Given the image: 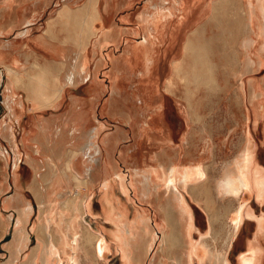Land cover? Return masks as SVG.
I'll return each instance as SVG.
<instances>
[{
	"label": "rangeland",
	"instance_id": "obj_1",
	"mask_svg": "<svg viewBox=\"0 0 264 264\" xmlns=\"http://www.w3.org/2000/svg\"><path fill=\"white\" fill-rule=\"evenodd\" d=\"M193 1V8L194 6L197 7L196 12L190 9L188 16L183 17L182 14L178 13L177 3L174 4L177 8L173 9L172 16L164 15L169 22L181 18L184 21L177 24L180 35L179 39L174 42L172 49L168 47L166 50L162 42L155 43L153 53L156 66L150 73L140 69L135 74H129L125 71L122 74L120 68L115 65L116 57L124 54L130 44L135 43L136 37L139 38V36L148 33V29L144 28L142 21L144 12L149 15L147 12L149 11L147 10L148 7H150L148 0H48L47 2L46 0L45 2L43 0H28L25 1V5L30 3L28 7L31 6L32 12L35 13L34 22H38L35 25L32 24V33L17 34L18 28H21L23 24L11 27L12 25L10 26L7 22L3 25L5 28L2 30L5 36L0 40L10 43V57L16 58V62L21 63L16 65H18V69H21L20 82L23 81L22 84H26V86L25 89H18L21 91L20 95L21 93L25 95V107L18 105H14V108L8 107V103L0 100V185L6 182L4 190L0 194V264L9 261H11L10 264H27V260L36 254L39 235H42L38 231L40 222L34 230L32 228L38 219L39 202L36 192L40 193L41 191L38 188L35 192L31 187L38 171L34 170L29 158L35 157L39 160L37 161L38 164H41L43 159L37 157L35 139L40 136L38 123L47 125L50 120L52 122L47 127L53 130V135L57 136V127L66 129L62 133L64 135H62V139L68 143L77 135H81L82 133L79 131L84 129L86 138L82 139V145L88 144L83 154H80L85 162L82 164L85 165L83 175L87 176L93 171V183L77 185L73 181L71 186H67L65 183L59 186L60 189L56 195L57 208H54L55 212L52 215L54 221L50 224L49 218L47 219L50 225L49 230L56 234V241L60 244L59 247L65 263L68 262L69 256L74 254L73 247L76 246L74 237L78 233L80 237L77 240L76 255L79 261L75 260V262L77 261L78 264H98L97 258L94 257L95 244L89 246V249L86 244L87 237L90 240L92 235L82 238L83 232L87 233V229H83L81 224L76 229L69 228L68 224L71 218L75 217L85 224H93L95 228L101 224L106 228L104 233L109 232L110 230L107 229L113 227L109 220L107 221L102 217L103 215H100V198L106 188L102 186L104 180L95 172L105 165L106 148L103 146L102 140L107 139L105 141L107 142L112 138V135L115 136L113 138L115 140L116 136L119 135L117 148L111 151V161L116 164L119 173L124 177L126 192L123 188L118 187L115 189V194L116 198L127 206L125 217L123 216L122 220L125 223H131L135 228L134 231L138 232L135 242L139 244V249L136 252L141 260L136 264H160L161 245H159V241L157 243L154 242V239L151 240V237L156 235V238H159L158 236H161L163 232H167L171 244L174 246L168 255V258L170 257L169 262L176 264L174 258L179 255L178 249H180L181 238L178 234L175 239L174 231L181 230V223L176 216L169 213V204H167V198L164 197L163 192L160 194L155 192L149 198L143 195L139 189L142 186L143 177L138 172L150 166L152 162L160 163V161L151 158V154L157 150H152L149 153L147 156L149 161L146 163V151L148 149L134 145L138 127L145 123L151 113V111L140 110V99L131 95L132 91L137 93V86L139 85L143 86V90H148L149 87L153 86L157 88L156 102L162 104L163 115L166 114L168 119L164 121V118L161 120L156 118L155 124L165 123L167 128L170 124L177 133L183 131L181 134L173 136L175 145L172 147L178 151L181 147L182 152L186 154L185 141L188 139L184 140L183 137L186 133L189 136L187 130H192L191 144L187 149L192 154L199 151L195 158L193 155V159L197 158L207 169V176L199 181L202 182L204 188L201 186L196 191L200 202L194 200L191 194L186 191V197L188 195L190 198L187 200L195 215L194 241L198 243L205 239L217 250L227 251L230 264H243V257L246 258V256H253L254 264H264V195L261 196L258 193L256 186L252 187L251 190L242 192L237 198L232 196L224 199L218 198L214 192V184L222 172V166L225 162L232 160L237 152L239 153L245 132H249L256 144L254 161L264 171V115L260 118L255 117L254 107L249 102L248 96L244 95L245 89L242 87L243 77L244 79L250 77L264 79V65L257 69H245L242 65L248 52L243 47V42L246 36L250 34V31H247L248 25L245 16L247 0ZM171 5H173L172 0L164 8L166 13L169 12L167 7ZM151 10L153 11V9ZM11 11L15 16V11L12 9ZM30 11L29 7L27 11L19 13L22 21L31 14ZM175 14H177L176 17ZM53 15L55 17L50 20ZM88 15L89 22H86L85 19ZM98 15H101L102 19ZM43 24H46V29L56 44L63 48L60 49V52L52 54L45 52L41 45H35V41L32 40L33 36L43 32ZM104 27L105 31L112 30V34L107 40H104L102 34L101 43H97L99 37L96 38L95 33L102 31ZM132 28L137 29V33L127 32ZM198 28L202 30L199 35L204 52L201 63L192 56L184 57L186 42ZM251 31L254 33L253 29ZM150 37H152L151 34ZM150 40L154 42L159 39L155 37L154 39L150 38ZM161 40H163L162 37ZM258 40L257 46L252 51L254 57L258 53V46L262 38ZM78 54L76 67L83 66L85 63L87 72L89 71L92 76L96 73L98 77L97 84L95 82L93 84H96L95 90L93 89L94 92L92 90L90 93L86 89L92 81L88 72L87 76L79 77L78 85L66 87L67 92L65 91V93L67 94H64L65 102L63 104L58 107H43V102L46 101L41 96L36 95L34 88L39 86L49 93L51 90L64 85L68 72L74 70L73 63L76 61L74 58ZM185 59L187 65L184 69L179 70L178 73H173V64ZM101 60L104 62H100ZM1 64L5 66L6 63L2 62ZM206 72L210 73L209 80L212 83L207 81ZM199 74H203L202 81L197 80ZM117 75L126 84L122 90L117 87L113 88L111 77ZM6 77L7 75L3 77L0 74V84H4L3 81ZM141 78L144 81L140 80ZM3 92L4 90L0 92V98ZM142 94L143 92L141 96ZM72 95L81 99L86 97L89 102L88 111L91 112L88 127L79 126L81 129L77 128V131H74L72 127L73 121L70 122L73 109L71 107H74L76 103L72 99ZM11 104L14 103L11 102ZM115 104L117 105L115 106ZM255 104L258 105L259 101L255 100ZM185 116L191 118L188 126L185 123ZM195 129L201 130V134L204 132V136L207 137L203 138L202 141L199 137L194 136ZM73 132H78L74 138L71 136ZM200 142L202 143L200 144ZM217 142L218 146L215 145ZM157 148L160 147L157 146ZM14 149L17 151V155ZM56 149H60V146H57ZM40 153L41 156L45 154L46 157L51 155L48 150L46 153L43 151ZM132 153H137V155L132 157L129 155ZM162 153V157L166 155L163 157L164 164L167 163L166 165H168L172 160V155L167 154V152L164 153V151ZM183 153L178 157L183 158ZM57 154L58 152L55 156ZM5 156L8 157V160ZM128 156L131 159L130 162H126L124 159ZM15 163H17L16 168ZM43 170L46 169L43 168ZM15 171H17L16 175H19L21 184L25 185L23 190L28 197L27 199L34 206V212L27 224L29 234H27L28 231L21 233L25 237L29 235L28 240H22L21 250L15 245L18 230L15 224L18 211L14 204L7 205L5 202L6 198L15 192ZM68 190L69 193H67ZM60 194L63 196H59ZM88 200H91L95 213L86 212V202H83ZM241 203L245 204V207L241 212L238 234L236 233L234 238L230 240L228 246L226 238L232 232V224L236 217L235 212ZM121 212V209L118 208L117 214L115 213L116 216L119 217ZM83 217L86 218L84 221L82 220ZM97 217L100 218L101 223H97ZM145 222L149 223L147 230L141 227ZM112 229L114 230V228ZM128 231H125L126 235L129 234ZM92 237V243L98 241L96 234ZM174 239L175 241H173ZM113 244H116L113 239L106 241V246L109 247L108 251L112 249ZM16 249L18 252L15 254ZM109 253V257L101 261L103 264H121L122 257L117 248Z\"/></svg>",
	"mask_w": 264,
	"mask_h": 264
},
{
	"label": "bare ground",
	"instance_id": "obj_2",
	"mask_svg": "<svg viewBox=\"0 0 264 264\" xmlns=\"http://www.w3.org/2000/svg\"><path fill=\"white\" fill-rule=\"evenodd\" d=\"M263 1L264 0H248L247 1V6H248L247 8V25H248L247 31L248 32L250 31V34L249 36H246L243 42L244 48L246 49V51H248V54H249V57L245 62V66L247 68L250 67L252 69L253 68L257 69L261 65L264 64V7H263L264 5H262L264 4ZM172 2H173V6L167 7L169 9V12H167L168 15H171L172 14L171 11H173L174 7H176L174 5L176 4L175 2H179L183 6L182 8L183 9L185 8L183 0H172ZM152 3L151 5H154L153 12L151 13L152 10L147 9L149 10L147 11L149 12V15H147L148 13L145 14L146 12L142 14V21H143L144 28H147L148 30H152V28L156 27L155 25L157 22L158 14H160L161 16L167 14L166 12L163 11L164 10L163 5H161L160 7L159 6L160 4L158 3L152 4ZM98 17L102 19L101 15H98ZM252 29L254 30V33H252L251 31ZM150 32L151 31H149L148 33ZM95 36L96 38L99 37L97 43H101V34L97 31L95 33ZM259 38H262V41L258 46V53L256 57H254L252 55L253 53L252 51L257 46V40ZM143 40L144 39H142V41ZM142 41L138 44L133 45L135 47V51H134L135 54H138V52L140 51V48L143 47V44H145L144 43L145 40L143 42ZM77 59L78 58H76L75 63H73L74 70L70 71L66 77L65 85H72V84L78 85L79 77L83 78L84 76H87L89 72V71L87 72L88 69L85 63L83 66L80 63L81 66L80 67L78 66V68L76 67ZM100 62H102V60ZM8 72H9L8 76L10 77L8 82L14 84L15 81L19 79V76L17 74L14 76H10L11 70H9ZM91 79H92L91 85H90L91 87L87 89V91L90 93L92 92V90L95 88V85L97 84L98 77L96 73L95 75L91 76ZM111 79H112L113 88H116V87L122 88V86L120 85L118 81L115 82L114 76H112ZM94 82L96 83L95 85H93ZM139 86L137 87L138 88L137 94L141 96L140 91L142 93L143 86H141L140 88ZM249 86H250L249 102L254 107L255 117L260 118L264 115V82L260 79H256L255 77H252L249 82ZM63 92H65V89L62 92L58 91V94L60 95L54 107H58L59 105L62 104V101L64 100ZM72 99L76 101V103L74 107H71L73 109L71 113L70 122L73 121L72 127L74 131H77L78 130L77 128H79V126L80 127L83 126V128L88 127V125L90 124V120H91V116H90L91 112L88 111L89 102L86 97L84 99H81L77 96H72ZM255 100H257V102L259 101L258 105L255 104ZM44 120H49V119H44ZM41 121H43V119H41ZM50 122L52 121L50 120ZM72 123H69V124L72 125ZM47 125L41 122L38 123L40 136L35 138L36 143H37L36 151L38 152L37 157L43 159L41 164L40 165L38 164L37 161L39 160H37L35 157H32L31 158L32 160L29 158L30 163L36 168V172L38 171L35 175V179L33 182V186L35 187L34 190H36L37 187H39L42 190L41 195L38 196V194H36V197L38 198V202H39L38 217H37L38 219H37V222L34 223L32 229L34 230L36 228V225L40 222L38 225V231L42 235H39V242L37 243L36 254L34 256H31L27 260V264H61V261H62V258L60 256L61 254L57 251V248H60L59 247L60 244H58V242L56 241V237H55L56 234H54L53 231L49 230L50 225L47 220L49 218L48 213L51 209V205L54 203L55 200H57L56 195L58 194V185L61 179L63 181V178H65V180L67 181L66 183L67 186H71L73 181L77 185H84L85 183L84 182L85 179L83 177V174H84L83 168L85 165L84 166L82 165L85 162L83 158L80 157V154H83L84 149L86 148L88 144L87 143L84 146L82 145V139L86 138L85 137L86 133L84 134V129L79 131V133H82L81 135L79 134L76 136L78 132L76 133L73 132L72 135L70 134L73 138L75 136L76 137L74 138L75 140L73 139L72 141L68 143V141H63L62 139V135H63L62 133H64L66 129L64 130L61 127L59 129L57 127L58 134L55 133L57 134V136H55L52 133L53 130L48 128ZM147 126H148V129L152 128L155 132L159 130L157 126L153 123L151 124L150 127L149 125ZM52 127H53V124H52ZM49 129L51 132L49 131ZM68 129L70 130V128ZM80 129L81 128H79V130ZM145 130H147L146 125L145 124L140 125L139 131H145ZM113 138L114 137L112 135V138L109 139L107 142H105L107 139L102 140L103 146L106 148L107 157L106 159H104L105 165L102 166L101 169L97 171L98 173L96 174L97 175L100 174L104 180H108L116 172L117 173L116 178L118 177L120 178V181H117L118 183L117 182L116 183L121 185L120 186L121 189L123 188L124 192H126L125 183L124 181H122V177H121L122 174L120 175V173L117 172L118 170L115 171L114 165H112V161L110 158L112 154L111 151H113V149L116 146V139L113 140ZM242 140L243 142H242V146H241L239 153L237 152L236 156L232 160L225 162L224 166H222V172L220 176L216 179V182L214 184V189H215L214 192L218 196V198L224 199L228 196L237 198L241 195L242 192L251 190L252 187L254 186L258 187L257 190L261 196L264 195V171L254 161V156L256 152L255 151L256 144L253 141L249 132H245ZM57 146H60V149H56ZM46 150L50 151L51 155L49 157H46L45 154L41 156L40 151H43L46 153ZM14 152L17 155V151L15 149H14ZM57 152L59 155L57 154L55 156ZM180 154L182 153L180 152L179 155ZM183 156H184L183 158H179L178 156L172 158V160L170 161L168 165L164 163H158V162L150 163V166H148L146 169L144 168L140 174V176L143 177V179L141 181L142 186L139 189L141 190L142 193H145V195L148 197H151L153 194H155V192L159 194L163 192L164 197L167 198V204H169V213H171V215L173 214L174 216H176L177 220L181 223V230L177 232L174 231L175 239L177 238L178 234L180 235V238H181V244L179 245L180 249H178L180 251L179 255L177 256V258L176 257L174 258L176 261L175 262L176 264H195V262H198V264H230L227 251L222 252L221 250H217L216 248H214V246L212 247L209 244V242L206 241L205 239L202 242H198V243L194 241V236H193V233H194L193 231L195 227L194 225L195 219L193 216L194 211L189 205V203L187 202L184 192L185 191L189 192L192 198L200 202L199 197L196 194V191L203 185L202 182H199V181L207 176V169L200 162L192 163L190 161L191 159L190 156L185 157L186 156L185 154ZM5 157L8 160V157L7 156ZM44 157L46 158V160ZM176 158L180 160L179 161L180 164L177 163ZM152 159L155 160L154 158ZM157 159L158 158L156 155V161ZM16 167H17V163H15V168ZM42 167L45 168L46 170H43ZM110 180L111 179H109V181H106V183L104 182L107 188L102 193L101 203H102V208L104 210V214L108 216V220L109 219L113 220L115 223L118 224L119 222H122V219H120V216L125 217L127 206L121 200H118L116 198L115 189L118 188V185L115 186V184L112 183V180L111 181ZM5 183L6 182H3L0 185V194L4 190ZM14 185H15V194L13 195V197L8 199L7 201L9 202V204H14L16 210L18 211V218L15 224L16 227L18 228L16 232V244L15 245L16 247H20L19 249L21 250V243L23 242L22 240L29 239V235H27L29 234V230H27L28 229L27 224H28V221L30 220V217H32L31 215L34 212V208H33L34 206L32 205V202L27 199L28 197H26L24 190H23L25 185L21 184L19 175H16V172H15V177H14ZM105 185H102V186H105ZM201 188H204V186H202ZM161 189L163 190L161 191ZM69 192L70 191L68 190L67 193ZM62 194H60L59 196H63ZM239 206L240 207L237 208L235 212L236 217L234 218V222L232 224V232L229 233L228 237L226 238V241L228 242V246L230 245V240L234 238V236L236 235L240 227V220L242 217L241 212L244 210L245 204L241 203ZM85 207L87 210H90V212L93 211L91 201L86 202ZM82 208H83V204H82ZM118 208H120L122 211L119 214V217L115 216L117 214L116 210ZM99 219L100 218H98L97 220ZM80 224L83 226L82 222L77 220L75 217H72L68 225H69V228L76 229L77 226H80ZM125 224L129 226L127 222ZM147 224L149 223L145 222L144 225L142 226L144 230H146ZM132 227L134 226L132 225L131 228L129 227V229H127L129 230V234L126 235L125 233L126 230L124 229V227H121V228L118 227L116 230H110L109 232L104 233V228L98 225V229L101 232H103V234L106 237L105 241H96L97 244L95 243L94 255L98 260V264L100 261V256L98 254L101 252L102 254H104V256H106L108 253L109 247L106 246V241L108 239L115 240L116 245H117V250L120 252L121 257H122V260H121L122 264H136V262L141 260L139 256L137 255L138 253L136 252V250L139 249V244L135 242L138 232H135ZM84 229H87V233L84 231L85 232L84 235L93 236L95 234L94 232L90 231V229L85 225H84ZM24 231H28V233L26 234L27 235L26 237L21 235V233L22 232L24 233ZM92 236L90 237L93 239ZM158 237L159 238H156V235H155L154 237H151V240L154 239V242L159 241V245H161L160 264H170L169 262L170 257L168 258V255H169V252L173 250L174 246L171 244V241L166 232H163V234ZM97 238L99 240L100 237L97 236ZM175 239L173 241H175ZM147 247H150V246L147 245ZM17 252H18V249H16L15 254ZM243 258H244L243 264H254L253 256H250V257L246 256V258L245 257Z\"/></svg>",
	"mask_w": 264,
	"mask_h": 264
},
{
	"label": "crops",
	"instance_id": "obj_3",
	"mask_svg": "<svg viewBox=\"0 0 264 264\" xmlns=\"http://www.w3.org/2000/svg\"><path fill=\"white\" fill-rule=\"evenodd\" d=\"M25 1L27 2L28 0H0V39L3 37V36H5L4 35V32H3V28H5V26H3L4 24H6L7 22H9L8 24H10V26L11 27H13V26H16V25H19V24H23V26L21 27V28H18V32H17V34H29V33H32V30H33V26H32V24H37L38 22H34L35 21V13H33L32 11H33V9H31V6H29L30 7V12H31V14L28 16V17H26L23 21H22V19L19 17V13L20 12H24V11H27V9H29V7H28V5H30V3H27L28 5H25ZM42 1V0H41ZM44 2H45V0H43ZM48 0H46V2H47ZM149 1V5H150V7H149V9L151 10V9H154V5H151V3L152 4H154V3H158V4H160L159 6L161 7V5H163V7L165 8L166 7V5L169 3V1L170 0H148ZM168 1V2H167ZM193 0H183V3H184V6H185V8L183 9L182 7V4H180L179 2H175V3H177L178 4V9H177V11H178V13H180V14H182L183 15V17L184 16H188V14L190 13V9H192V11H195L196 12V8L197 7H195L194 6V8H193V2L195 3V1H193ZM248 1V0H247ZM162 2V3H161ZM263 3H264V1H263ZM246 4H247V2H246ZM262 5H264V4H262ZM171 6H173V5H171ZM171 6H169V7H171ZM176 7V8H177ZM247 8H248V6H246ZM264 7V6H263ZM175 8V7H174ZM11 9L12 10H14L15 11V16H14V14L12 13V11H11ZM181 9V10H180ZM155 11V10H154ZM164 11V10H163ZM176 11V12H177ZM100 12V11H99ZM153 12V11H152ZM165 12V11H164ZM172 12V14L170 15V16H172L173 15V13H174V11H171ZM175 12V13H176ZM37 13V12H36ZM3 15V16H2ZM166 15V14H165ZM167 15H168V13H167ZM158 16V18H157V22H156V27H154V28H152V30H148V32L149 31H151L150 33H149V35H148V33L147 34H145L144 36L142 35V36H139V38H137L136 37V41H135V43H132V44H130V46H129V48L124 52V54H122V55H120L119 57H116V60H115V65H116V67L117 68H120V70L122 71L121 73L123 74V72L125 71V72H127V73H129V74H135L138 70H140V69H142V70H144V72H146V73H150V72H152L153 71V68H154V66H156V62H155V57H154V53H153V49L155 48V43H159V42H162L164 45L163 46H165L164 48L167 50L168 49V47H169V49L171 48L172 49V47H173V45H174V42L175 41H177L178 39H179V35H180V33H179V27L177 26V24H178V22L180 23V22H182V21H184V19H179V20H176V21H174V20H171L170 22H169V20H168V18H166L164 15L163 16H161L160 14H158L157 15ZM177 16V14H175V17ZM245 16H246V19H247V10H246V12H245ZM19 17V18H18ZM55 16L53 15L51 18H50V20H52L53 18H54ZM161 17H162V19H161ZM140 18V17H139ZM56 20H57V17H56ZM141 20V19H140ZM85 21L86 22H89V15L87 16V19H85ZM247 23V22H246ZM46 24H43V28H44V30H43V32H40V33H38V34H36V35H34L33 36V39L32 40H34L35 41V45H41V47H42V49L43 50H45V52H49V53H54V52H60V49L62 48V47H60V46H58L57 44H56V41L53 39V37H52V35L50 36L49 34V31H48V29H46V26H45ZM86 25H87V23H86ZM32 26V27H31ZM49 26H51V25H49ZM169 26V27H168ZM173 27V28H172ZM131 28V27H130ZM201 29V28H200ZM199 28L197 29V30H195L194 31V33L188 38V40H187V42H186V45H185V53H184V57H190V56H192V57H194L196 60H198L200 63L202 62V58H203V49H202V42L200 41L201 40V36L199 35L201 32H202V30H200ZM17 30V29H16ZM153 31V32H152ZM156 31V32H155ZM51 32V31H50ZM110 32V33H109ZM127 32H129V33H131V34H134V33H137V29H135V28H132V29H130L129 31L127 30ZM155 32V33H154ZM199 32V33H198ZM100 34H101V37H102V34H103V36H104V39H106L107 40V38L109 37V35H111L112 34V30H107V31H105V27L102 29V31H100L99 32ZM159 34V36H158V34ZM150 34L152 35V37H150ZM108 35V36H107ZM155 37H157V39H159L158 41L156 40V41H154L153 42V40H150V38H155ZM161 37L163 38V40H161ZM142 39H144L143 41H144V43L145 44H143V47H141L140 48V51L138 52V54H135L134 53V51H135V47L133 46L134 44H138V43H140L141 41H142ZM90 40H91V38H90ZM142 41V42H143ZM153 42V43H152ZM191 42V43H190ZM9 45H10V43H5V42H2L1 40H0V74H2V76L3 77H5L6 75H7V77H6V79L4 78V81H3V83L4 84H0L1 86H0V92L2 91V90H4V92H3V95L1 94V98H0V100H2V101H4L5 103H8V105H9V107H14V105H18V106H20V107H25V95H24V93H21V95H20V92L21 91H18V89H20V88H24L25 86H26V84H22L23 83V81L22 82H20L21 81V79H20V72H21V69H18L19 67H18V65H16V64H21V63H18V62H16V58H14V57H10V55H11V50L9 49ZM142 45V44H141ZM191 45H192V47H191ZM187 47V48H186ZM243 47H244V43H243ZM63 49V48H62ZM190 49H192V50H190ZM79 57V54H78V56L77 57H75L74 58V60L76 59V58H78ZM248 57H249V54H248V52L246 53V57L244 58V62H243V64L242 65H244L243 67H245V69H250V67L249 68H247L246 66H245V62H246V60L248 59ZM256 57V56H255ZM6 63V64H4L5 66H3L1 63ZM104 61H102V63H103ZM187 63V61H186V59L185 60H181L180 62H178L177 61V64L175 63V64H173V70H172V72L173 73H178L179 72V70L181 71V70H183L184 69V67L187 65L186 64ZM264 65V64H263ZM263 65H261L260 67H262ZM54 66H55V64H54ZM56 67H58L57 65H56ZM259 67V68H260ZM254 69V68H253ZM9 70H11V72H10V76H14V75H18L19 76V79H17V81H15V83L13 84V83H9L7 80H9V76H8V71ZM207 70H209L208 68H207ZM12 71H14V72H12ZM144 72L142 71V73L144 74ZM69 73V72H68ZM201 73H203V72H201ZM6 74V75H5ZM206 74H207V77H206V79H207V81H209L210 83H212L209 79H210V73L209 72H206ZM68 75V74H67ZM91 76H92V74H91ZM90 76V77H91ZM202 76H203V74H199L198 75V81H202ZM251 78L252 77H250V78H248V79H244V77L242 78V80H243V83H242V87L245 89V92H244V95L246 94L247 96H248V98H249V91H250V86H249V82H250V80H251ZM259 79V78H258ZM19 80V81H18ZM140 80H143L142 78L140 79ZM260 80H262L263 82H264V79H260ZM116 81H118L119 83H120V85L122 86V88H120L121 90L122 89H124V82H123V80L121 81L120 80V76L119 75H117L116 77H115V82ZM144 81V80H143ZM245 81V82H244ZM20 82V83H19ZM6 84V85H5ZM4 85H5V88H4ZM73 85V84H72ZM90 85H91V83L88 85L89 87H90ZM126 85V84H125ZM67 86H70V85H62L61 87H57L55 90H51L49 93H48V91H46V89H42L41 87L39 88V86L38 87H36V88H34V90H35V92H36V95L37 96H41L43 99H44V101H46V103L45 102H43L44 103V105H42L43 107H54V105H55V103H56V101H58V97H59V95L60 94H58V91L60 92H62L64 89H65V91L67 92ZM87 86V88L86 89H88L89 87ZM19 87V88H18ZM138 87V86H137ZM141 87V85L139 86V88ZM25 89V88H24ZM47 89H49V88H47ZM138 89V88H137ZM12 90V91H11ZM151 90V91H150ZM45 91V92H44ZM54 91V92H53ZM156 91H157V88L155 87V86H153V87H149V89L148 90H142V92H143V94H142V96H139L137 93H135V91H132L131 92V95H132V97H138L139 99H140V101H141V105L139 106L140 107V110H142V111H151V113L149 114L150 115V117L148 118V119H146L145 120V125H146V127H147V130H145V131H139V127H138V134H136V136H135V144L134 145H136L137 147H141V148H145V149H148L147 151H146V157L149 155V153L152 151V150H159L158 152L157 151H154L152 154H151V158H154V159H156V155H157V160L158 161H160V163H164V159H163V157H165L166 155H164L163 157L161 156V153L164 151V153L165 152H167V154H170V155H172L173 157L172 158H174V157H176V154H177V156L179 155V153L181 152V153H183L182 152V149H181V147L179 148V151H178V149H176V148H174V147H172V146H174L175 144L173 143L175 140L173 139V136H176V135H178V134H181L183 131H181L180 133H177L175 130V128H172L171 127V125L169 124V126H168V128H167V125H165V123H160L159 122V124H155V122H154V120L157 118V119H159V120H161V118H164V121L165 120H167L168 119V117H167V115L165 114V115H163L164 113H163V106H162V104H160V103H157L156 101H157V99H156ZM39 93H40V95H39ZM64 94H67V93H65V92H63ZM45 94V95H44ZM140 94H141V91H140ZM44 96V97H43ZM72 96H75V95H72ZM64 98H65V95H64ZM42 99V100H43ZM13 102L14 104H11V102ZM63 102H65L64 100L62 101V104H63ZM54 103V104H53ZM112 103V102H111ZM52 104V105H51ZM110 104V103H109ZM110 105H112V104H110ZM117 104H115V106H116ZM112 107H114V106H112ZM185 113H186V111L185 110H183ZM190 117L189 116H185V123H187V126L190 124ZM191 122H192V120H191ZM130 123H132V122H130ZM155 124L156 126H157V128L159 129L158 131H154L152 128H150V129H148V126L147 125H149V127L151 126V124ZM196 125V124H195ZM168 129H169V131H168ZM188 129V128H187ZM191 131V132H190ZM201 130H197V129H195V131H194V136H197V137H199L202 141H203V138H206L207 136H204V132L201 134V132H200ZM185 133H186V131H184ZM187 132L189 133V136L187 135V133H186V135L183 137V139L184 140H187V141H185V145L188 147V149H189V144H191V142H190V138H191V133L193 132L192 130H187ZM184 133V134H185ZM113 137H115V136H113ZM175 138V137H174ZM119 139H120V136L118 135V136H116V146H115V148H117V144L119 143ZM207 141H208V143H210L209 142V139H207ZM215 141V140H214ZM168 143H169V145H168ZM202 142H200V144H201ZM144 144V145H143ZM147 144H149V145H147ZM167 144V145H166ZM141 145H143V146H141ZM165 145V146H164ZM210 145V144H209ZM208 145V146H209ZM215 145L216 146H218V142H217V144L215 143ZM157 146L158 147H160V148H157ZM161 147H162V151L160 152V150H161ZM187 147L185 148L186 150H185V152H186V156L185 157H189L190 156V158H188V159H190V161L192 162V163H198V162H200L197 158L196 159H192L193 158V155H194V158L198 155V152L199 151H197V152H195V154H192V153H190L189 151H188V149H187ZM114 148V149H115ZM200 148H201V146L199 147V150H200ZM91 149V148H90ZM113 149V150H114ZM172 149V150H171ZM169 151V152H168ZM177 151L179 152V153H177ZM255 151H256V149H255ZM138 152V151H137ZM211 152H213V150H211ZM163 154V153H162ZM130 156H134V155H137V153H132V155L131 154H129ZM183 155H184V153H183ZM200 155V154H199ZM106 157H107V153H106ZM106 157L104 158V159H106ZM111 157H112V154H111ZM110 157V158H111ZM162 157V158H161ZM255 157H256V152H255ZM125 160H126V162H130V157L128 156L127 158H124ZM177 159V158H176ZM149 161V158L147 157V160H146V163ZM162 161V162H161ZM180 160L179 159H177V163L178 164H180V162H179ZM145 163V164H146ZM165 164H167V163H165ZM32 165V164H31ZM112 165H114V169H115V171H117L118 169L116 168V164H113V161H112ZM33 166V165H32ZM34 167V166H33ZM102 167V166H101ZM101 167L97 170V171H99L100 169H101ZM144 169V168H143ZM143 169H141V171H139L138 173L139 174H141V172H142V170ZM146 169V168H145ZM34 170H36V168L34 167ZM95 172V174L96 173H98V172ZM16 173H17V171H15ZM117 172H119V171H117ZM92 174H93V171H91L87 176H84L83 175V177H84V179H85V183L84 184H89V182H91V183H93L94 181L92 180L93 179V176H92ZM97 175V174H96ZM114 175V176H113ZM109 179H111L112 180V183H114L115 184V186L116 185H118V187L119 188H121L120 186L121 185H119V184H117L118 182L117 181H120V178L118 177V178H116L117 177V173L115 172L114 174H113ZM121 175V174H120ZM90 176V177H89ZM92 176V177H91ZM89 177V178H88ZM99 177L101 178V179H103L102 177H101V175L99 174ZM121 177H122V181H124V177L121 175ZM109 179L108 180H104V182L106 183V181H109ZM110 180V181H111ZM116 180V181H115ZM66 184L67 183V181L65 180V178H63V181H62V179H61V181H60V183H59V185H58V191H59V189H60V185L61 184H64V183ZM117 182V183H116ZM32 186L31 187H33V189L35 188L34 186H33V183L31 184ZM103 185H105L104 183H103ZM106 186V185H105ZM104 186V187H105ZM39 187H37V189H38ZM105 188H107V186L105 187ZM36 189V190H37ZM36 190H35V192H36ZM40 193H38V191L36 192V194H38V195H41L42 194V190L40 189ZM140 192H141V190H140ZM142 193V192H141ZM185 194V197H186V191L184 192ZM14 194H15V192H14ZM13 194V195H14ZM143 195H145V193H142ZM13 195H11V196H9L8 198H6V200H5V202L7 203V205L9 204V202L7 201L8 199H10L11 197H13ZM146 196V195H145ZM146 197H148V196H146ZM150 198V197H149ZM190 199L189 198V196L187 195V197H186V199ZM42 199V198H41ZM194 199V198H193ZM195 200V199H194ZM88 201H91V200H88ZM88 201H84L83 203H85V202H88ZM100 202H101V198H100ZM187 202H188V200H187ZM5 203V204H6ZM57 200H55L54 201V203L51 205V209H50V211H49V222H50V224H52L53 223V221H54V217L52 216L53 215V213L55 212L54 211V208H57ZM92 203V202H91ZM189 203V202H188ZM55 207H54V206ZM86 205V204H85ZM6 206V205H5ZM8 207V206H7ZM47 207H48V205H47ZM92 207H93V205H92ZM100 210H101V214L100 215H103L102 217L103 218H106L107 220H108V216H106L105 214H104V210H103V208H102V203H101V208H100ZM88 211L90 212V210H87L86 209V212L88 213ZM96 211H95V209L93 208V211L91 212V213H95ZM126 213V212H125ZM97 214V213H96ZM83 215H84V213H83ZM116 216V215H115ZM193 216H194V219H195V215H194V213H193ZM99 217H97V219H98ZM84 219H86V218H84L83 217V221H84ZM102 219V218H101ZM120 219H122V217L120 216ZM78 220V219H77ZM109 221L110 222H112V224H113V227L112 228H114V230H116L118 227H124V229L127 231V229H129V227L131 228V223L129 224V226L128 225H126L125 223H124V226L121 224V223H123L124 221L122 220V222H119L118 224L117 223H115L113 220H110L109 219ZM80 222H82L81 220H80ZM101 223V220H97V223ZM83 223V222H82ZM84 225L85 226H87L89 229H90V231H92V232H94L97 236H99L100 238H99V240L98 241H105L106 240V237H105V235L103 234V232H101L99 229H98V226L95 228V226L92 224H85V222L83 223V229H84ZM90 225V226H89ZM120 225V226H119ZM144 225V224H143ZM142 225V226H143ZM100 226H101V224H100ZM115 226V227H114ZM141 226V227H142ZM147 226H148V224H147ZM103 227V226H102ZM126 227V228H125ZM53 228H56V227H53ZM58 228V227H57ZM104 229H106L105 227H103ZM107 229V230H113V229ZM133 228V227H132ZM92 229V230H91ZM134 230H135V228H133ZM94 230H97L96 232L94 231ZM146 230H147V227H146ZM128 233H129V231H128ZM167 233V232H166ZM85 234V232H83V234H82V238L85 236V237H87V235H84ZM79 234L77 233L76 234V236L74 237V243L76 244V246H78L77 245V240L79 239ZM87 248L89 247V246H94V244L96 243H92V239H88V237H87ZM37 243V242H36ZM36 243H35V245H36ZM34 245V246H35ZM76 246H74L73 247V250H74V254H72V255H70L69 256V258H68V262H66L65 263V261H64V257H63V255H62V253H61V250H60V248H57V251L61 254L60 256H61V258H62V264H74L75 263V260H78L79 261V259H78V257H77V255H76ZM116 246V247H115ZM37 247V246H36ZM35 247V248H36ZM34 248V249H35ZM117 248V245L116 244H113V247H112V249L111 250H109L108 251V253H107V255L106 256H104V254H102L101 252L98 254L99 256H100V261H99V264H103L101 261H103V260H105V259H107L108 257H109V252L110 251H113L114 249H116ZM89 249V248H88ZM33 251V250H32ZM94 252H95V250H94ZM30 253H32V252H30ZM94 257H95V255H94ZM102 257H103V259H102ZM23 260H26V259H23ZM96 260V259H95ZM122 260V259H121ZM10 262L11 261H9L8 263H1V264H10ZM22 262V261H21ZM20 262V263H21ZM97 262V261H96ZM109 262V261H108ZM77 263V262H76ZM109 264V263H108ZM121 264H122V261H121Z\"/></svg>",
	"mask_w": 264,
	"mask_h": 264
}]
</instances>
